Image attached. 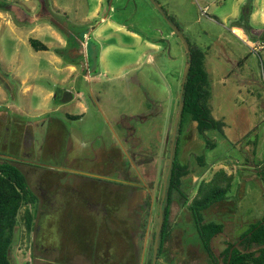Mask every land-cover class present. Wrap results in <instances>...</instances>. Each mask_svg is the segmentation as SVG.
<instances>
[{
	"label": "rangeland",
	"instance_id": "rangeland-1",
	"mask_svg": "<svg viewBox=\"0 0 264 264\" xmlns=\"http://www.w3.org/2000/svg\"><path fill=\"white\" fill-rule=\"evenodd\" d=\"M154 1L166 19L150 0H0V153L14 159L23 149L29 151L28 161L37 172L20 168L35 193L39 175L48 187L59 186L56 192L48 188L53 205L44 214L45 236H39L47 251L35 247L36 257L60 263L65 250L96 260L111 247L110 240L114 246L117 240L120 262L125 252L118 238L120 220L127 219L131 200L130 214L144 205L146 192L136 191L130 199L114 190L132 186L119 182L121 171L129 169L141 180L138 162L149 172L143 180H153L155 197L161 182L162 197L187 63L184 44L172 27L188 46L204 51L211 115L224 126L222 134L207 131L202 136L195 122L184 123L179 161L187 173L183 196L175 194L170 206L161 264H208L188 206L200 184L222 169L231 175L225 199L232 205L229 212L214 205L204 217L206 222L229 221L236 229L232 236L226 222L223 234L212 239L214 253L244 232L243 222L264 214L259 178L252 179L249 168L257 159L264 165V0ZM13 7L18 10L9 11ZM30 39L47 50L37 51ZM146 39L161 40L155 49ZM220 46L233 64L223 59ZM238 61L242 66L236 68ZM123 128L130 133L127 141ZM74 184H83L82 196ZM23 211L17 216L13 264H27L25 253L37 239L26 234ZM98 233L99 242L94 239ZM134 239L139 248L138 236ZM124 257L128 264L137 263L131 252Z\"/></svg>",
	"mask_w": 264,
	"mask_h": 264
},
{
	"label": "trees",
	"instance_id": "trees-1",
	"mask_svg": "<svg viewBox=\"0 0 264 264\" xmlns=\"http://www.w3.org/2000/svg\"><path fill=\"white\" fill-rule=\"evenodd\" d=\"M30 44L38 50H47L46 46L30 39ZM190 69L182 95V112L180 128L183 129L188 119L196 123L200 135L207 131L223 133L224 123L215 120L211 115L209 99L211 96L208 74L204 67V53L199 48H190ZM241 63V62H240ZM71 98H68L70 100ZM206 138V137H205ZM209 148L214 144L208 142ZM255 145V144H254ZM172 168L167 181L166 197L162 205L161 253L169 236L170 206L175 194L181 195V179L187 173L178 158L179 145H176ZM203 164V156L198 158ZM226 185L221 187L220 182ZM231 175L223 169L209 182L200 184L197 194L188 206L194 228L201 242L203 252L208 256L210 264H264V217L252 224L235 241L227 246L217 256L211 246L212 239L223 232V225L213 221L206 222L204 212L211 206L224 200L231 186ZM36 197L30 191L25 175L16 167L5 163L0 165V264H10L9 252L15 239L17 216L21 208L24 210V225L31 230L33 221L28 204H33Z\"/></svg>",
	"mask_w": 264,
	"mask_h": 264
},
{
	"label": "flooded vegetation",
	"instance_id": "flooded-vegetation-1",
	"mask_svg": "<svg viewBox=\"0 0 264 264\" xmlns=\"http://www.w3.org/2000/svg\"><path fill=\"white\" fill-rule=\"evenodd\" d=\"M189 48H191V47L189 46ZM194 48H196V47H194ZM220 50H221V55L223 56V59L229 61V58H227L223 47L220 46ZM190 53H191V51H190ZM203 53H204V51H203ZM204 59H205V53H204ZM186 61L188 63L187 53H186ZM230 61H232V60H230ZM240 62L241 61L236 62L237 63V64H235L236 68L242 66V64ZM187 63H186V65H187ZM230 64H233V63L230 62ZM238 73H239V71H238V69H236L235 74H238ZM252 85H253V82H252ZM181 87H182V79H181V83H180L179 90H178L179 96H178V99L176 98V102L178 103V109H177V114H176V117L174 120V131H173V137H172V145H171V149H170V154L172 153V164H173V160H174L176 145H179V152H180V148H181V145L183 142V136L185 135L184 132H186L185 124L183 125V129L180 128L181 114H180L179 119L177 120V117L179 115V111L181 110V112H182V95H183V92H181ZM208 104H209V102H208ZM124 131H125L124 137L126 138L125 140L127 141L128 140L127 136L129 137L130 133H128L127 129H124ZM28 142H29V140H28V136H27L26 141H25L26 146H27ZM26 151H28V150L23 149V152L20 153L21 157L20 156L18 157L16 155V157L14 159L9 158V157H4V155H2L0 153V165L8 163V164L18 168L22 173H23V171L21 170L20 166H25V167H27V169L28 168L34 169L30 165V164H32L31 161H28L29 154ZM134 157H135L134 154H133V156L130 157L131 161L134 160L133 159ZM178 158H179V154H178ZM169 159H170V155H169ZM168 164H169V161H168ZM172 164H171V168H172ZM137 166L140 167L139 175L141 177V180H143L144 177L147 178L149 172L145 169V165L143 164V162H142V164L138 162ZM171 168L169 170L168 175L166 172L167 178L165 175V180H164L163 186H162L163 190L165 188L164 197H163V195L161 197V182L159 185V188H160L159 189V195L157 197H155V195L152 194L153 193L152 192L153 180L150 181V183L145 182L144 180L141 181L137 176H131V171L129 169L126 170L125 172L121 171L119 182L125 183V184L132 183V186H130V188L127 187L128 189L126 187H123V186H121L119 189H115L114 191L116 192L115 193L116 195H119V196L123 195L125 197L130 198V199H133V198H135L133 196H134V194L136 195V193H135L136 191L146 192V195L144 196L145 202L142 203L144 205L141 206L139 208V210L136 209L137 211L134 208L133 210L135 212L130 214V212L132 210H130V212H129L128 208H133V204H132V200H131V202L128 204V208L126 209V212L128 213L127 219H124V221L120 220L121 224L119 227L121 229V234L118 236V238L120 237L121 239H123V241L125 243V250H123V252L124 251L125 252L122 253V254H124V255H122V257L124 259H125L124 256L128 257V254L130 255V252H131V254L133 253L135 256L134 260L137 262L136 264H158V263L161 264V228H162L161 227V213H162V205H163L165 197H166L167 181H168V177H169ZM34 170L37 172L36 169H34ZM167 171H168V166H167ZM25 177H26V175H25ZM37 179H38L37 180V183H38L37 189L39 190L38 193H35L34 191H32L28 185L30 191L36 197V201L33 204L27 205V209L31 212V215H32V221H33L32 228L30 231H28L24 225V229H25L27 235L34 234V236H36L37 239L35 238L36 239L35 240L32 238L31 250L28 253H25V256L28 255V260L26 258V263L27 264H60V263L61 264H84L87 262V264H107L110 261L109 264H115L118 251L115 254L116 249H114V248H115V246H118L117 240H116L115 246L111 245V240H110L108 245H109V247L110 246L111 247L109 249L108 248L103 249L104 252L96 260H92L88 254H82L81 253L78 255H76V254H73V255L70 254L69 255V251H65V250H64V252L66 254L64 253V255H63V262L60 261V263L50 261L47 258L35 256V254L32 251L35 247H39V249L45 250V248H44L45 246L39 244L40 243L39 242V239H40L39 236H41V235L45 236L43 228H46V226H45V221L43 218L45 216L44 214L47 210V207L53 205L51 203V198H50L53 195V193H52L53 190H55V192H56L59 189V186L57 183L55 185H51L50 187L45 185V181L40 177V175L38 176ZM181 182H182V179H181ZM39 183H42L43 186H41ZM66 186H70V185L67 184ZM74 186H75L74 191L78 192L79 193L78 195L82 196V192L84 190L83 184H74ZM48 188H50L52 190L51 193H50V191H48ZM180 189H181V187H180ZM128 191H129V193H128ZM181 192H182V190H181ZM179 196H183V194H181ZM64 198H65V195H64ZM77 199L79 202L80 197L77 196ZM184 199H186V197ZM173 201H174V199H173ZM32 208H33V210H32ZM24 210H25V208H24ZM24 215H25V213L23 211V223H24ZM81 218H82V216H81ZM146 219H147V221H146ZM153 221H155V223L157 222L154 231L152 230ZM51 226H53V223H51L50 227ZM81 228L82 227H80L79 224H77V226L75 228V232L80 234ZM63 231L65 232L64 229H63ZM15 232H16V227H15ZM65 234H67V231L65 232ZM88 235L91 238L90 232L88 233ZM136 236H138V238H139L138 242H141V244L139 245V248H137V246L135 244L134 238ZM98 238H99V233H98V236L94 239L97 240ZM113 240H115V237H113ZM13 244H12V247H13ZM95 245L96 244L91 245L92 246L91 249L95 250L96 246H97V245L96 246ZM155 246H157L156 250H155ZM12 247H11L10 252H9L10 264H13L12 259H11ZM111 250H114V254L110 253ZM45 251H47V250H45ZM81 255H83V257H85V259L88 258V260H86V262L83 261V257ZM102 256H103V259H102ZM143 257H144V259L146 258L145 261H143ZM123 258L118 257L120 262L116 261V263L118 262V264H128L126 262V260H124Z\"/></svg>",
	"mask_w": 264,
	"mask_h": 264
},
{
	"label": "crops",
	"instance_id": "crops-1",
	"mask_svg": "<svg viewBox=\"0 0 264 264\" xmlns=\"http://www.w3.org/2000/svg\"><path fill=\"white\" fill-rule=\"evenodd\" d=\"M99 2H100V0H98ZM240 1V0H239ZM100 6L99 5H97L96 6V8H99ZM9 10V9H8ZM16 10H18V8H16V7H13V9L12 10H9V11H13V12H16ZM97 10L98 9H96V11L93 13V16H95L96 15V12H97ZM262 17H263V19H262V21H261V24L262 25H264V11H263V13H262ZM103 21V20H102ZM245 21H246V18H245ZM248 21H249V18H248ZM242 28V27H241ZM234 30H236V29H234ZM132 36H135V37H139V36H137V34H134V33H132ZM147 41H148V43H149V45H151L153 48H155V49H157L158 48V44L160 43V39H146ZM44 45V44H43ZM254 144H256V143H254ZM253 143H252V145H254ZM254 154H255V152L253 153V156H254ZM258 160V163H257V165H255V166H251L250 165V167L249 168H251L252 170V172L255 174V176H253V177H251L252 179H255L256 180V178H259V184H260V189H261V195H263L264 194V165L261 163V160L260 159H257ZM251 178H249V179H251ZM242 192V191H241ZM232 202H229V200L227 199H224V200H222L221 202H219V203H217V204H222V205H224L225 207L224 208H226V211L227 212H229V210L227 209V208H230V206L232 205L231 204ZM217 204H214V205H217ZM213 205V206H214ZM212 207V206H211ZM210 207V208H211ZM81 214V213H80ZM82 215H80L79 217H81ZM264 217V214L263 215H260V216H258V217H254L252 220H246L245 222H243V224H244V227H242L243 228V230H244V232L245 231H247L248 229H249V227L252 225V224H255V223H257L258 221H260L262 218ZM79 221H81V219L79 218L78 219ZM213 222H215V221H213ZM227 223H229V224H231L232 225V223L231 222H229V221H226ZM226 222L225 223H222V222H216V223H220V224H222L223 225V230L225 229V227H226ZM236 224H237V222H235ZM230 228H231V235L232 236H234V229H236V227L235 226H230ZM244 232H241L240 233V235H238V237L237 236H235L234 237V241L237 239V238H239ZM91 234V239L93 238L92 237V235H93V233H90ZM223 234V233H222ZM94 237H95V235H94ZM233 242V241H232ZM227 243H229V242H225V244H223L219 249H218V254L221 252V251H223V249L227 246ZM218 254H216V256L218 255ZM86 262V261H85ZM221 262V261H220ZM219 262V264H221ZM85 264V263H84ZM208 264H210L209 262H208Z\"/></svg>",
	"mask_w": 264,
	"mask_h": 264
},
{
	"label": "water",
	"instance_id": "water-1",
	"mask_svg": "<svg viewBox=\"0 0 264 264\" xmlns=\"http://www.w3.org/2000/svg\"><path fill=\"white\" fill-rule=\"evenodd\" d=\"M150 2L152 3V5L155 7L156 10H158L160 12V14H162L164 16V18L166 19L164 13L161 11V9L157 6V4L155 3L154 0H150ZM172 30L173 32L179 36V38L182 40L183 44H184V47H185V50H186V53H187V56H188V63L185 67V70H184V73H183V76H182V87H181V92H183L184 90V85H185V82H186V79H187V75H188V72H189V69H190V61H191V53H190V48L188 46V44L186 43V41L184 40V38L182 37V35L180 34V32L172 27ZM180 114H181V110L179 111V115L177 117V120L179 119L180 117ZM171 164H172V153L170 154V159H169V164H168V171H167V175L169 173V170L171 168ZM167 175H166V178H167ZM165 187V186H164ZM164 193H165V188L163 190V197H164ZM161 227H162V213H161ZM157 246H155V250H156Z\"/></svg>",
	"mask_w": 264,
	"mask_h": 264
}]
</instances>
